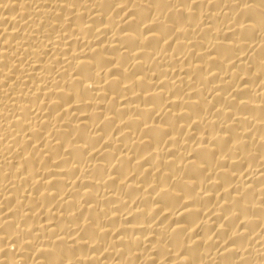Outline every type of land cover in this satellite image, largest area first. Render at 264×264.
Masks as SVG:
<instances>
[{
    "label": "bare ground",
    "instance_id": "obj_1",
    "mask_svg": "<svg viewBox=\"0 0 264 264\" xmlns=\"http://www.w3.org/2000/svg\"><path fill=\"white\" fill-rule=\"evenodd\" d=\"M0 264H264V0H0Z\"/></svg>",
    "mask_w": 264,
    "mask_h": 264
}]
</instances>
